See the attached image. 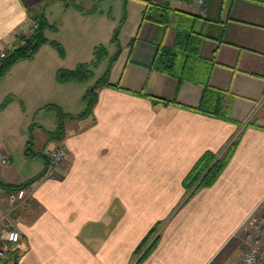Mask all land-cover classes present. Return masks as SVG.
<instances>
[{
	"label": "crops",
	"instance_id": "crops-1",
	"mask_svg": "<svg viewBox=\"0 0 264 264\" xmlns=\"http://www.w3.org/2000/svg\"><path fill=\"white\" fill-rule=\"evenodd\" d=\"M150 1L168 4L170 20H144L145 3L126 1L134 24L110 73V82H120L124 90L98 88L92 113L65 119L64 136L53 145L47 146L48 136L58 121L49 106L81 113L92 83H58L56 54L47 45L38 58L3 78L15 86L4 82L0 90V103L13 97L0 111V151L10 157L0 169V228L20 235L16 264H135L134 250L158 222V245L140 264L240 261L239 227L260 211L264 198V3L209 0L200 15L192 0ZM64 6V0H0V50L8 51L16 38L31 32L32 14L41 10L49 22L65 14L91 38L103 31L112 35V21L104 25L100 15ZM177 32L190 34L197 46L196 55L193 45L179 49L188 56L185 66L210 70L209 84L226 91L223 105L232 122L187 109L199 104L203 86L154 67L160 47H175ZM137 93L183 106H153ZM239 134L216 182L182 204V180L198 158L219 152ZM28 142L29 153H40L38 158L25 154ZM59 144L67 157L57 176L32 183L12 208L8 187L43 174L47 151ZM12 256L0 258V264H12Z\"/></svg>",
	"mask_w": 264,
	"mask_h": 264
},
{
	"label": "trees",
	"instance_id": "trees-1",
	"mask_svg": "<svg viewBox=\"0 0 264 264\" xmlns=\"http://www.w3.org/2000/svg\"><path fill=\"white\" fill-rule=\"evenodd\" d=\"M71 1L75 0H64L65 5H69ZM141 1L145 3V9L142 13V18L144 20H148L150 22L158 24H167L169 22L171 9L169 8L168 4H155L150 0ZM76 9L88 13L87 10H83L84 8L82 9L78 7ZM31 21L33 23V28L30 34L22 37L21 39H16L14 44L8 49L7 55L4 58H0V78L7 71H9L8 69L15 62L20 60L32 59L34 54L37 53L38 49L43 45L48 44L51 47L57 49V52H59V54H62L61 46L58 43L54 41H48L43 37L45 29L53 28V25L49 24L44 11L41 10L32 14ZM190 37V34L177 32L175 47H160L154 61V67L161 73L178 78L179 81L187 80L190 82H197L203 86V92L199 104L195 107H186L187 109L232 122L233 120L229 114V107L223 105L226 91L216 89L209 84L210 70H194L196 69L195 67L192 69H188L185 66L186 62L184 63V61L188 58V56L181 55L179 49H185L186 47L188 48L190 45H193L195 49L192 53L194 55L197 54V46L191 44L193 40ZM117 38L118 33H115L111 42H115ZM97 49L98 47L94 49V56H97L99 53V49ZM121 51L122 47L118 45L116 51L110 56L108 55L106 57L108 59V62L106 65L104 76L94 84L90 85L85 91L82 97V100L85 103V108L81 113L77 115L65 114L62 112L59 113L58 107L49 106L55 111L58 121L56 130L49 134V139L54 138L53 140L58 141L64 136L65 119L87 117L92 113L93 107L97 102L98 88L107 85L118 90H124V88L121 87L120 82H110V73L112 66L117 61ZM98 58L99 56L96 58L93 66H95ZM195 75L197 77H195ZM90 77L91 72L89 71V66H87V64H80L74 70H57L55 73V78L58 83H85ZM137 94L148 99L153 106H156L158 104H174L176 106H183L177 103L175 100L169 101L164 98L145 93ZM12 99V97L7 96L0 103V111L4 109ZM250 125L263 129V127L255 123H250ZM239 139L240 134L232 138V140H230V142H228V144H226V146L219 152H205L198 158V160L194 163L192 168L182 180V186L185 191V197L182 204L192 198L200 190L209 188L216 182V180L219 178L221 173L225 170L230 160L232 159ZM28 144V146L30 147H26L25 154L27 156L34 157L36 154H33L32 152L29 153L30 149L32 150V144L31 142H28ZM41 177L42 173L25 183H22L18 186H9L8 188L11 191H17L22 188H27ZM159 226L160 222L156 223L148 231V233L144 236V238L134 250L133 255L135 264L142 263L157 247L159 242L157 230ZM12 255L13 256L11 258V262L12 264H16L18 257L16 250L12 252Z\"/></svg>",
	"mask_w": 264,
	"mask_h": 264
},
{
	"label": "rangeland",
	"instance_id": "rangeland-1",
	"mask_svg": "<svg viewBox=\"0 0 264 264\" xmlns=\"http://www.w3.org/2000/svg\"><path fill=\"white\" fill-rule=\"evenodd\" d=\"M126 1L127 0H75V1H71L69 5L64 6V10H67L69 7L72 8L79 7L82 9L84 8L83 10H87L89 14L100 15L102 16V21L104 25L107 24L109 21H112L114 25V30L110 37L106 36V34L103 31V35H101L100 38L98 37L97 39L96 37L91 38L88 34V31L87 30L83 31L82 26H79L78 23H76L75 21H71L69 19L67 20L64 19L65 14L63 13H60L57 19H53L50 22L48 21L50 25H53V28L45 29L43 33V37L48 41H54L58 43L62 49V54H59V52H57V49L46 44L47 46H50V49L56 54L55 55L57 59L55 62L56 71L74 70L80 64H87V66H89V71L91 72V77L88 78L87 82L85 83H75V84L84 85L89 82L94 84L96 81L101 79L104 76V72L106 70V65L108 62V59L106 57L108 55L110 56L111 54H113L116 51L118 45H120L121 47L125 45L124 41L126 40V37L129 33L130 26L134 24L133 23L134 14L129 15ZM132 10L133 9L131 8V11ZM63 21L65 24L63 23ZM63 25L64 26L66 25L67 27L65 26L64 28ZM94 28H96L98 32L99 30L98 26L93 27V29ZM101 28L105 30V26H102ZM115 33L116 34L118 33V38L115 42L112 43L111 41ZM29 34L30 32L27 33V35ZM22 37L24 36H20L18 38L21 39ZM96 47H98L99 53L97 56H94L93 52ZM39 49L37 53L34 54L33 58L30 60L38 58L36 56H39L41 52L39 51ZM98 56L99 58L95 66H93V63L96 61V58ZM22 62H24L23 64H26L29 61L26 60L17 61L14 64H12L8 70L9 71L20 70L21 66L19 64H22ZM121 67H122V63L116 66L117 68L116 75H119ZM9 71H7L0 78V90L4 86L3 85L4 82H7V85H11L12 89L15 86L13 82L9 83L8 81L9 78L7 79V81H3V78H5L10 73ZM195 77L197 76L195 75ZM65 83H73V82H65ZM8 96L12 97L11 95ZM70 104L74 107L78 105L75 102H71ZM61 112L65 113L63 109L59 108V113ZM53 139L54 138L49 139L50 142L47 144V146H51L55 143V140ZM36 155H37L36 157L38 158V156H40V153ZM29 159H34V157L31 156Z\"/></svg>",
	"mask_w": 264,
	"mask_h": 264
},
{
	"label": "built area",
	"instance_id": "built-area-1",
	"mask_svg": "<svg viewBox=\"0 0 264 264\" xmlns=\"http://www.w3.org/2000/svg\"><path fill=\"white\" fill-rule=\"evenodd\" d=\"M209 0H192L197 14L204 15ZM264 3V0H251ZM7 51L0 50V58H4ZM67 151L63 144L56 145L47 151V163L42 178L53 179L64 164ZM10 157L0 151V169L8 165ZM27 195L25 188L12 191L8 194L9 205L14 208L18 200H24ZM260 211L250 214L240 225L239 233L242 236V256L238 264H264V198ZM20 242V235L14 229L0 228V258H6L9 253L16 250Z\"/></svg>",
	"mask_w": 264,
	"mask_h": 264
}]
</instances>
